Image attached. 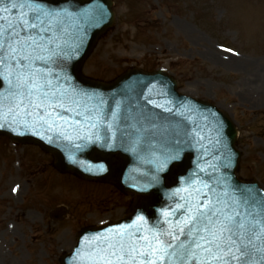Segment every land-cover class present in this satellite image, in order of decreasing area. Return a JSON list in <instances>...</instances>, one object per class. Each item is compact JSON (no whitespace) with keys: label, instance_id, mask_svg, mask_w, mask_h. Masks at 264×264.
<instances>
[{"label":"rangeland","instance_id":"rangeland-1","mask_svg":"<svg viewBox=\"0 0 264 264\" xmlns=\"http://www.w3.org/2000/svg\"><path fill=\"white\" fill-rule=\"evenodd\" d=\"M113 3L116 25L83 74L107 81L131 66L169 72L180 92L232 116L237 177L264 188V0ZM132 199L113 185L60 175L39 148L0 137V264H60L80 229L117 221ZM59 206L68 215L50 220Z\"/></svg>","mask_w":264,"mask_h":264},{"label":"snow or ice","instance_id":"snow-or-ice-1","mask_svg":"<svg viewBox=\"0 0 264 264\" xmlns=\"http://www.w3.org/2000/svg\"><path fill=\"white\" fill-rule=\"evenodd\" d=\"M71 15L68 8L49 7L44 0H0V128L9 127L20 135L24 134L21 128L33 135L52 132L46 140L55 143L69 139L60 130L65 125L96 127L94 121L103 119L85 104L95 94L73 84L67 67L63 23ZM76 15L85 16L87 11ZM148 103L169 115L192 119L180 111L185 104L174 112L168 106L170 100L156 103L149 99ZM141 119L155 127V115L142 113ZM181 123L177 120L172 125L178 144ZM199 131L197 125L190 135L198 136ZM77 138L85 141L77 148H87L100 139L79 134ZM99 146L111 147L106 140ZM182 151L178 147L160 160L156 172L163 173L171 161H179ZM225 159L230 163V157ZM152 180L158 184L161 176L154 175ZM181 180L185 187L173 190L172 195H188L179 197L175 209L161 210L163 221L145 227L148 221L138 214L131 225L83 238L74 258L79 264H264V193L230 184L226 177L200 179L196 172Z\"/></svg>","mask_w":264,"mask_h":264},{"label":"water","instance_id":"water-1","mask_svg":"<svg viewBox=\"0 0 264 264\" xmlns=\"http://www.w3.org/2000/svg\"><path fill=\"white\" fill-rule=\"evenodd\" d=\"M49 1L57 3L62 0ZM80 1L78 2L77 7L76 5H73L74 8L72 9H78L77 14L87 11V15L77 16L83 21V26L88 29V32L86 35H81L79 41L72 40L70 43L65 45V52L67 53L68 57L67 67L72 77L73 84H75L78 88L84 89L90 94H95L92 100L85 101L86 106L88 108L94 109L103 116L102 120L96 119L94 121L96 123V127H91L90 124L86 123L87 126L84 127L80 131L81 134H79L80 136L90 137L93 140H95L96 137H99V141L97 143L89 144L87 148H77L76 145L83 144L85 141L76 138L74 144H72L70 141L60 138L55 143H48L46 137L48 135H53L52 132H41L38 135H33L30 130L21 128L19 131L23 132L24 134L20 135L17 134V132L12 131L9 127H4L0 128V134L9 136L17 143H35L41 146L45 151L53 154L57 169L62 172H71L82 178H88L89 176H86L87 174L82 172L79 164H86L95 169H98L100 165L105 166L107 168V173L100 177L102 180H111L113 178H119V180H122V174L125 177L131 179L132 176L128 172L130 168L131 170L133 169L131 165H134V160H137L144 166L150 168L147 173L160 175L161 179L166 178L172 182L176 181L179 175H182L184 172L188 171L191 158L197 155V153L190 151L191 147L195 145L196 142H194L192 139L190 140V133L186 124L185 126L181 125V135L179 137L181 143L178 144L175 128L172 127V125L177 120L183 121L182 117L178 115H169V113L163 112L159 108H154L152 104L150 107L148 106L149 99L152 100V98L158 97L156 95H151L152 78H142L139 75L129 76L119 83L116 90L103 91V96L105 98L104 105H106V107L103 105L102 100L100 99L99 86H93L99 84L89 83L80 79L78 70L82 61L91 52L97 38L104 32L105 27L109 24L111 19V15L109 13L110 0H89L90 2L86 4L81 3ZM45 3H47V1ZM100 5L102 7H100ZM87 40H89L88 47L86 46L87 44H85L84 48H81L80 45H82L83 42ZM77 45H79L78 48ZM73 49H75V51ZM73 61L75 62L73 63ZM71 63L73 64L71 65ZM159 82L164 83V79L159 78ZM139 84H142V86L145 84L146 85L144 88L138 89L136 86ZM167 87L168 90L165 92H167L168 95L165 97H172L170 93L173 90V84L170 83L167 85ZM172 100L173 102L168 106L172 107L173 111L175 112V107L179 105L180 102L176 101L175 99ZM81 111H83V108ZM142 113H150L156 116L155 127L146 124L141 119ZM109 117L117 118L113 128L107 125ZM168 119H172L173 121ZM141 122L144 125H148L147 129H137V126L140 125ZM60 130L66 132L67 135L71 131H78L74 127H69L67 125H65ZM184 132H188L189 135H184ZM141 134H143V136H141ZM228 134H231L232 138L234 139L232 130H229ZM41 136H45V139H41ZM105 140L107 141L108 145H111V147L102 148L99 146V144L104 143ZM139 141H143V143L138 145V148L135 152L138 153V155H135V153L132 154L133 163H131L129 158V152H131L130 149L131 147L137 145ZM71 144L80 151L74 153L71 152L70 150L73 148H68V146ZM228 146H230V144ZM178 147L183 149L180 160L171 161L165 169L169 170L166 174L161 175L160 173H157L156 169L159 161L165 156L171 154ZM114 152L118 153L120 158L117 157V159H115V156H113ZM228 152L231 153V150ZM226 157L227 156H224L220 163L214 167L211 175L216 176L215 180L226 177L228 178V182L230 184L236 185L233 178V167L236 164L237 155H234L232 158H230V163L225 159ZM225 163L229 164L227 168L223 166ZM195 164L197 166L204 165V163H201L198 158L196 159ZM207 171H209V169ZM191 172L192 171H190V173ZM190 173L187 174V177ZM203 176L204 175H201V177ZM208 178L209 175H207L205 179L208 180ZM135 179H138L137 174H135ZM135 179L133 177L134 182H126V184H133V188L131 190L137 189L134 187V185H138V183L135 182ZM174 186H176V184L173 185V187ZM236 186L240 187L239 185ZM167 187L160 184L159 186L154 185L153 187L147 189V196L144 198V202L141 204V206L134 210V215L142 214L148 221L149 226L154 224L157 214L161 210H164L168 204L165 199L171 194L172 187L170 189H167ZM246 187L257 188L256 185H249ZM187 195L188 193L184 192L180 196ZM178 201L181 202L180 200ZM170 218L174 219V217L171 216L169 219ZM84 232L85 231L83 230L81 234ZM63 263L79 264L77 259L74 258V255L65 258Z\"/></svg>","mask_w":264,"mask_h":264},{"label":"bare ground","instance_id":"bare-ground-1","mask_svg":"<svg viewBox=\"0 0 264 264\" xmlns=\"http://www.w3.org/2000/svg\"><path fill=\"white\" fill-rule=\"evenodd\" d=\"M241 66V64H239Z\"/></svg>","mask_w":264,"mask_h":264}]
</instances>
